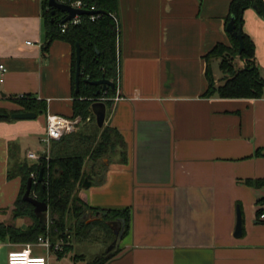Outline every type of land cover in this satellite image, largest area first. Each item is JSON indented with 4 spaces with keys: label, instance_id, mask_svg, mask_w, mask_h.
Here are the masks:
<instances>
[{
    "label": "crops",
    "instance_id": "obj_1",
    "mask_svg": "<svg viewBox=\"0 0 264 264\" xmlns=\"http://www.w3.org/2000/svg\"><path fill=\"white\" fill-rule=\"evenodd\" d=\"M119 1L120 99L106 106L103 126L117 128L126 149L96 163L88 157L91 184L78 191L92 207L131 210L130 230L106 264H264V186L247 182L264 178V94L205 95L209 66L217 84L225 76L221 59L206 54L232 44V0ZM243 31L264 76V15L256 4L244 11ZM44 41L43 0H0V63L7 67L0 108L18 110L9 98L26 93L48 102L36 118L0 120V220L21 227L32 220L12 216L22 178L9 171L17 159L38 161L28 154L46 149L48 114L73 115L72 46L56 39L45 54ZM234 65L246 61L236 57ZM25 245L0 239V264ZM40 248L33 253L43 255Z\"/></svg>",
    "mask_w": 264,
    "mask_h": 264
},
{
    "label": "trees",
    "instance_id": "obj_2",
    "mask_svg": "<svg viewBox=\"0 0 264 264\" xmlns=\"http://www.w3.org/2000/svg\"><path fill=\"white\" fill-rule=\"evenodd\" d=\"M71 4L82 1L84 9L101 10V14L80 16L79 23L64 22L66 12L50 7L49 0H43V17L45 24V41L43 50L46 54L51 43L64 40L72 46V86H73V115L81 116L87 121L78 131L64 135L59 140H53L49 158L41 156L36 162L27 159H17L9 171V177L21 176L22 186L12 210L14 219L28 217L32 223L25 226L7 224L0 220V239L19 244L37 243L40 237H49L53 245L60 240L77 243L86 241L107 242L111 245L117 238L110 222L119 219L125 220L124 236L130 230L131 210L101 209L90 206L78 195L87 174L84 166L89 157L93 163L121 148L126 149V142L119 130L112 126L100 127L93 112V104L103 101L111 109L114 97L117 95L120 77V19L119 0H62ZM256 4L260 14L264 15V0H232L228 15V22L234 20L235 30L243 28L244 11ZM63 24H66L63 30ZM244 49L240 52V41L231 33L232 44L218 43L206 54L208 61L220 58V67L224 73L222 82L216 83L215 77L207 69L208 88L205 95H218L222 98H260L264 94V76L255 63V44L244 32ZM81 45V76L80 89L77 92V44ZM236 57L244 59L246 66L236 68ZM106 78L115 82L116 87L92 84L88 80ZM104 98V100H103ZM20 108L9 111L0 108V114H8L2 119H11L15 112H35L38 115L47 113L48 102L35 94L26 93L13 95L9 98ZM108 114V112H107ZM261 154V152H257ZM43 178L39 180L40 173ZM34 174V176H32ZM29 178H33L31 195L44 200L49 205V224L42 228L39 218L34 212V205L23 199ZM249 184L262 187L264 178L249 179ZM264 204V198L259 200ZM263 210L258 211V216ZM106 213V214H105ZM91 217V218H90ZM73 250V244L64 245L63 251L56 250L59 259L66 257ZM106 251L100 255L87 259L86 264H106L114 256ZM81 257L76 254L75 259ZM83 258V256H82Z\"/></svg>",
    "mask_w": 264,
    "mask_h": 264
},
{
    "label": "water",
    "instance_id": "obj_3",
    "mask_svg": "<svg viewBox=\"0 0 264 264\" xmlns=\"http://www.w3.org/2000/svg\"><path fill=\"white\" fill-rule=\"evenodd\" d=\"M50 7L55 8L53 10V13H55L56 9H59L63 12L67 13L66 18L64 19V22H68L70 20L75 19L77 16L82 15H96L101 14V10H89L84 8H77L74 7L71 4L60 2L58 0H49ZM227 29L229 32L233 33L235 37H237L240 41V52L244 49V41H243V28L242 26L238 31L235 30V24L234 20H231L228 23ZM80 76H81V45L77 44V72H76V85L78 92L80 89ZM86 81L95 84V85H102L103 88L106 90L108 87L115 88L116 84L115 82L108 80L106 78H101L98 80H88ZM94 111L96 113L97 122L100 127H103L105 123L106 118V104L103 101L96 102L94 104ZM0 116L8 117V114H0ZM37 117V113L35 112H16L11 115V118L13 119H33ZM43 175L42 172L40 173L39 180H42ZM32 184H33V178H29L27 189L24 193L23 199L32 203L34 205V212L36 216L39 218L42 228H45L48 225L49 222V205L44 200H39L38 198L31 195L32 190ZM91 182L88 179H85L84 185L89 186ZM106 214V213H105ZM110 225L115 230V233L117 234V238L114 240V242L109 246L107 251L109 252V256H112L115 254V252L119 249V245L124 237L125 232V220L119 219L116 221L110 222ZM243 235V215L240 206L237 208V224H236V231L235 236L241 237Z\"/></svg>",
    "mask_w": 264,
    "mask_h": 264
},
{
    "label": "built area",
    "instance_id": "obj_4",
    "mask_svg": "<svg viewBox=\"0 0 264 264\" xmlns=\"http://www.w3.org/2000/svg\"><path fill=\"white\" fill-rule=\"evenodd\" d=\"M64 2L62 0H58ZM74 7L84 8L82 1H76L71 3ZM96 15H92L91 18L94 19ZM72 23H79L80 16H77L75 19L70 20ZM63 30L66 28V24H63ZM7 72V67L5 64L0 63V82H3L5 79V74ZM114 101L120 99V96L117 94L114 98ZM104 100V98H103ZM81 116H64L60 114H48L47 115V130L46 135L43 141L46 144V149L42 154H39L35 151L29 152V158L39 160L41 156H46L49 158L51 152V144L53 140H59L64 135L70 134L77 131L80 128V125L83 123ZM34 176V174L32 175ZM50 220V216H49ZM49 224V222H48ZM43 246L47 249L46 255H36L33 253L34 246ZM64 242L58 241L53 245L49 237H40L37 243H28L22 249L12 250L8 253V263L9 264H51V258L53 257L54 251L59 250L63 251ZM58 260V259H57ZM64 264V263H59Z\"/></svg>",
    "mask_w": 264,
    "mask_h": 264
},
{
    "label": "rangeland",
    "instance_id": "obj_5",
    "mask_svg": "<svg viewBox=\"0 0 264 264\" xmlns=\"http://www.w3.org/2000/svg\"><path fill=\"white\" fill-rule=\"evenodd\" d=\"M79 130V129H78ZM77 130V131H78ZM50 216V215H49ZM91 218V217H90ZM8 222H13L12 220ZM64 242V245H70L73 244V250L66 256L67 259H62L60 262L53 259L54 264L64 263V264H86L87 259H92V257L96 255H100L107 251L110 245L106 242H100V241H86V242H80L77 243V240L73 237L71 238V241L67 242L64 239L61 240ZM37 253L46 255L47 251L45 248H40ZM55 254V253H54ZM76 254H81V257H78L77 259L74 258ZM55 256H57L55 254ZM83 256V258H82ZM59 259V258H58Z\"/></svg>",
    "mask_w": 264,
    "mask_h": 264
}]
</instances>
